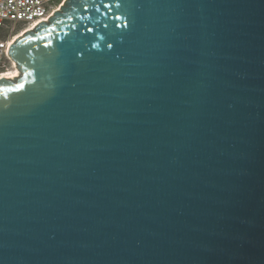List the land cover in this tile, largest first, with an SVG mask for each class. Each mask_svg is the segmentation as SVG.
Here are the masks:
<instances>
[{"label": "water", "instance_id": "water-1", "mask_svg": "<svg viewBox=\"0 0 264 264\" xmlns=\"http://www.w3.org/2000/svg\"><path fill=\"white\" fill-rule=\"evenodd\" d=\"M9 55L0 264H264V0H65Z\"/></svg>", "mask_w": 264, "mask_h": 264}, {"label": "built area", "instance_id": "built-area-1", "mask_svg": "<svg viewBox=\"0 0 264 264\" xmlns=\"http://www.w3.org/2000/svg\"><path fill=\"white\" fill-rule=\"evenodd\" d=\"M65 0H0V79L15 68L9 48L15 39L59 10Z\"/></svg>", "mask_w": 264, "mask_h": 264}, {"label": "bare ground", "instance_id": "bare-ground-1", "mask_svg": "<svg viewBox=\"0 0 264 264\" xmlns=\"http://www.w3.org/2000/svg\"><path fill=\"white\" fill-rule=\"evenodd\" d=\"M34 28V27H33ZM24 33L21 34V36H23ZM20 36V35H19ZM19 76V71L17 69V67L15 66V68L11 69L9 72H8V75L7 77H2V78H8V79H16L17 77Z\"/></svg>", "mask_w": 264, "mask_h": 264}, {"label": "snow or ice", "instance_id": "snow-or-ice-1", "mask_svg": "<svg viewBox=\"0 0 264 264\" xmlns=\"http://www.w3.org/2000/svg\"><path fill=\"white\" fill-rule=\"evenodd\" d=\"M117 6H119V5H117ZM115 19H125V18H123V17H115ZM121 26L122 25H117V27H121ZM89 31H91V29H89ZM108 47L111 48V47H113V45L109 44ZM17 87L22 89L24 87V85L23 84H19V85H17Z\"/></svg>", "mask_w": 264, "mask_h": 264}]
</instances>
